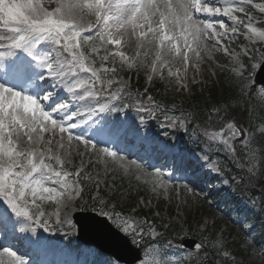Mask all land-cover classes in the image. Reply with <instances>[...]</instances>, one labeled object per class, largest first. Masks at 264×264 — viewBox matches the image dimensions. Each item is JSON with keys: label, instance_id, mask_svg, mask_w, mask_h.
I'll return each mask as SVG.
<instances>
[{"label": "snow or ice", "instance_id": "1", "mask_svg": "<svg viewBox=\"0 0 264 264\" xmlns=\"http://www.w3.org/2000/svg\"><path fill=\"white\" fill-rule=\"evenodd\" d=\"M247 5L264 13V3L253 4V0H0V60L10 61L7 74L0 78L3 80L0 82V202L6 206L0 208V223L10 222L13 232L18 226L21 233L35 234L37 227L47 230L49 223L38 201L58 200L65 195L83 199L79 185L92 177L83 173V165L74 172L67 170L64 166L72 161L54 154L53 139L45 141L44 133H50L51 137L61 134L57 141L61 149L65 147L63 134H67L69 145L75 140L86 149L89 146L96 149L100 143L85 139L73 130L90 120L95 123L93 118L98 113L118 110V105L109 102L119 101L121 96L117 93L126 89L110 92L105 88L101 70L92 66L90 56L99 58L104 73L114 75L115 67H103L109 57L113 63L118 57L131 68L144 63L140 57L151 53L154 56L151 70L162 75L163 68L173 59L179 58L187 64L189 52L199 59L197 48L204 39H215L218 46L229 34L235 38L244 29L242 34L249 40L264 41V25L254 26ZM85 16L91 19L85 20ZM216 17L227 18L231 25L223 19L218 24L209 19ZM131 37H135L134 56L107 49L108 45L119 49ZM85 48H90V53L86 54ZM100 48L105 49L103 56ZM81 73L90 75L83 77ZM178 73V68L175 73L169 68L170 76ZM113 83L111 79L107 81L109 88ZM242 87L249 86L242 84ZM61 92L65 95L61 96ZM259 93L264 94V87ZM147 99L152 101L151 97ZM78 104L88 109L87 119L81 115ZM139 110L148 111L143 107ZM220 111L214 107L206 120L196 125L197 133L206 142H222L228 151H237L236 143L246 147L250 133L246 134L244 128L223 115L219 116L217 125L214 116ZM210 127L219 130L209 131ZM128 131L119 124L99 128L97 135L103 140L118 138ZM99 152L113 158L118 155L109 147ZM95 184L97 195L91 199L100 207L93 210H98L100 216L112 221L125 235L142 238L144 226L130 214L110 213L107 209L111 201H105L99 182ZM9 210L17 218L15 221ZM56 215L59 217V213ZM23 239L40 243L31 241L30 237ZM5 255L7 261L3 259ZM0 264H29V261L10 247H3ZM140 264L148 261L141 260Z\"/></svg>", "mask_w": 264, "mask_h": 264}, {"label": "rangeland", "instance_id": "2", "mask_svg": "<svg viewBox=\"0 0 264 264\" xmlns=\"http://www.w3.org/2000/svg\"><path fill=\"white\" fill-rule=\"evenodd\" d=\"M129 43L135 44V37H131ZM217 76L218 71L212 69L209 75L201 74V78L197 76L196 80L202 81L203 84H209V81L214 83ZM167 88H170V86H167ZM167 88L166 90L168 92L173 93L176 91V89L168 90ZM247 101H249V98ZM132 120V118L123 120L125 121V128L132 124ZM93 159L94 162L89 169V173L92 174L95 182L98 181L103 187L106 196H111L112 193L114 195L117 194V197L121 199L119 207L124 208L125 203L122 199V192L120 190L116 192V179L121 180L126 178L129 180L130 184H147L149 188L146 194L150 196L149 200L158 204V209L161 208L160 213L162 212L165 216L171 213L172 220L174 221L184 223L185 225L191 224L190 226L195 228L198 226L199 230L197 229L196 233L199 231H207L208 233L215 232V245L221 248L225 246L237 247V257L234 264H264L263 258L258 254L257 249L252 247L243 234L232 228L233 226L229 224L230 220L223 214L216 213V206L212 205L210 199L205 196L207 191L202 192L196 190V192L192 194L191 189L188 188L182 197L175 195L164 201L163 197L159 194L162 182L159 180V174L155 170L141 171L140 167L133 164L132 159L126 162L120 155L113 158L102 154L100 158L95 157ZM87 162V159H85L82 164L79 162L76 163V166L81 167L83 165V167H85ZM72 166H74V164H72ZM111 174L114 176L110 177ZM56 187L59 188L60 186L56 185ZM214 213L216 214L215 217H213ZM121 215L127 216L128 214H125V210H123ZM189 252L190 251H182L180 249V252L177 254L175 246L172 245L170 253H173L175 257L168 260L165 259V256L159 254L160 247L152 246L148 249V253L150 254L148 261L149 264H157V262H160V264H178L179 260L191 257V255L188 254ZM232 253L233 251L231 248H226L225 254L217 253L216 255L221 264H224L225 262H230L229 258ZM7 260L8 259H5V261Z\"/></svg>", "mask_w": 264, "mask_h": 264}, {"label": "water", "instance_id": "3", "mask_svg": "<svg viewBox=\"0 0 264 264\" xmlns=\"http://www.w3.org/2000/svg\"><path fill=\"white\" fill-rule=\"evenodd\" d=\"M83 239H85L84 237H82ZM94 243H96V244H98V245H100V246H102L103 248H105V249H107V250H110V249H108L106 246H104L103 244H100V243H98V242H96V241H93ZM110 251H112V250H110Z\"/></svg>", "mask_w": 264, "mask_h": 264}, {"label": "bare ground", "instance_id": "4", "mask_svg": "<svg viewBox=\"0 0 264 264\" xmlns=\"http://www.w3.org/2000/svg\"><path fill=\"white\" fill-rule=\"evenodd\" d=\"M215 23H217L216 21H214ZM13 219H17L14 215H12ZM36 236V235H35ZM37 238H40L39 235L36 236Z\"/></svg>", "mask_w": 264, "mask_h": 264}]
</instances>
